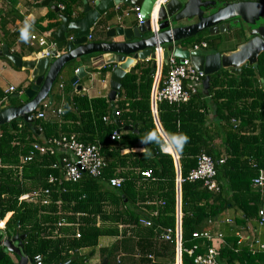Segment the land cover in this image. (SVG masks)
<instances>
[{"label": "trees", "instance_id": "1", "mask_svg": "<svg viewBox=\"0 0 264 264\" xmlns=\"http://www.w3.org/2000/svg\"><path fill=\"white\" fill-rule=\"evenodd\" d=\"M0 1L9 9L7 15L1 11L3 20L8 15L20 19L15 9L19 0ZM51 1L55 6H64V10L56 13L50 9L37 23L41 33L49 38L61 24L60 15L73 19L76 13L77 19L82 6V0ZM107 72L103 70L102 76ZM155 72L152 62H138L122 79L114 103L107 97L88 99L75 95L71 98L72 106L59 117L34 120L31 124L18 118L0 126V221L4 219L5 224L12 214L6 223L7 239L16 232L26 235L22 252L31 261L39 257L41 264H64L75 257L70 264H104L105 259V264L176 263V167L170 155L173 151L166 147L153 120L151 94ZM260 80L264 81V53L258 59L257 70L246 66L238 77L226 70L212 75L208 91H199L187 104H157L166 137L184 133L189 138L181 150H175L182 180V264H194L195 257L206 253L209 247L215 249L218 264H264V252L252 254L249 241H240L238 236L249 225L258 228L255 218L260 194L253 190L252 180L264 171V83ZM0 99L3 100L2 94ZM114 110L121 112V129L135 128L120 130L118 138L112 141L111 135L118 131L112 118ZM247 130L250 132L246 133ZM150 132L160 143L141 142ZM71 135L84 144L99 145L106 167L100 178L84 176L75 184L50 185V176H61L60 170L50 167L59 163L58 156L36 155L29 162L25 158L33 143ZM218 140L220 144L216 143ZM164 148L168 154L163 152ZM125 151L128 153L124 154ZM201 155L215 162L219 193L208 191L200 181H187ZM223 155L225 161L221 163ZM145 171L151 172L150 178L141 177L140 173ZM113 178L123 180L120 189L109 187ZM36 190L42 194L48 190L43 197L49 205L40 203L43 197L36 204L19 203L22 195ZM228 210L237 216L229 228L222 222L219 234L224 243L215 247L213 242L193 238V234L204 230L212 233L211 224ZM141 220L149 221L151 226L144 228ZM120 226L128 229L120 230ZM167 230L171 231L169 240L163 238ZM77 232L79 239L75 237ZM105 238L114 240L109 247H100L98 263L91 262V254L86 261L78 260L87 257L79 255L82 250L97 248ZM194 247L197 249L193 255L185 252ZM0 264H16L2 247Z\"/></svg>", "mask_w": 264, "mask_h": 264}, {"label": "water", "instance_id": "2", "mask_svg": "<svg viewBox=\"0 0 264 264\" xmlns=\"http://www.w3.org/2000/svg\"><path fill=\"white\" fill-rule=\"evenodd\" d=\"M156 2L157 0H93L90 2L85 0L84 7L78 10L82 18L71 20L60 15L61 24L52 35L55 46L47 49L48 57L41 56L31 61H23L11 53L6 46H3L0 56L6 57L16 68L31 70L33 85L15 97L20 102L19 106L0 109V126L9 124L18 118H22L27 124L33 123L32 115L41 103L48 99L49 105H52L51 91L56 81L67 76L71 64L82 58H89L94 64L93 68L108 70L109 93L107 99L110 103L116 101L122 79L138 62L152 61L153 69L160 70L161 54H156L157 49L163 50L164 64L172 53L178 59L190 58L195 69L205 75L203 92H207L210 87V77L222 70H226L236 77L239 76L243 67L248 66L257 70L258 59L264 53V0H231L223 2V4L218 3L221 0H169L165 6L161 5L158 11L154 12V17L151 19L150 16ZM50 3V0H44L40 5L48 7ZM124 4L139 7L144 23L132 27L112 26L111 23L104 33L105 41L93 42L92 32L98 21L107 15V18L112 19L113 16L109 12ZM51 9L59 13L57 6H51ZM231 20H233V26L242 23L240 25L243 30L242 34L248 38L235 52L227 54L220 51L204 53L175 48L177 44L204 32L209 37L223 34L230 27L226 22ZM240 27H236V29L239 30ZM165 46H169V48H165ZM86 76L85 68L79 67L69 82L74 86ZM155 88L156 81L151 94L154 124L173 151L176 167V231L179 240L181 237V170L179 158L173 147L168 144V138L158 119L154 99ZM77 91H81V87H77ZM69 107L70 101L63 108L68 110ZM114 121L118 127V133L120 130L133 131L135 128L124 127L121 129L120 122L117 119ZM135 132L137 131L135 130ZM37 134L40 135L39 132ZM164 152L167 153L165 149ZM166 234V232L163 233V235ZM25 238V235H19L18 232L11 239L1 240L0 237V247L15 255L19 259L17 264H34L35 262L29 260L22 252ZM75 259L72 257L64 264H70ZM87 259L88 257L78 258L79 261ZM176 264H181L179 246L176 249Z\"/></svg>", "mask_w": 264, "mask_h": 264}, {"label": "built area", "instance_id": "3", "mask_svg": "<svg viewBox=\"0 0 264 264\" xmlns=\"http://www.w3.org/2000/svg\"><path fill=\"white\" fill-rule=\"evenodd\" d=\"M168 2L169 0H157L150 18L153 19L154 12L158 11L161 5L165 6ZM57 7L60 11L64 10V6L62 5ZM129 13L134 14L139 25L144 23L139 7H132ZM30 39L33 45L35 44L38 48L43 50V57H48L47 49L55 46V43H49L48 34L32 36ZM201 48L206 49L207 44H194L190 51H199ZM155 52L157 55L158 53L161 54L160 70H156L155 72V75L157 76L156 88L154 91L156 106L158 103L162 102L168 103L169 105H175L177 107L189 103L191 99L202 90L203 82L205 80L204 73L195 69L190 61V58L178 59L172 53L168 56L166 64H164L162 58L163 50L157 49ZM157 61L159 63L158 59ZM13 92H15V88L10 87L6 94H11ZM41 106H43V111L36 110L37 113L33 115L35 120L46 119V111L49 110L50 107L43 103L39 105V108ZM51 113L61 116L64 113V109L59 108L55 111H52ZM120 114V111L114 110L112 113L114 120L118 119ZM103 120L107 121V118H104ZM233 124L236 125L237 123L233 121ZM118 135L119 134L114 131L110 139L113 141L118 138ZM56 154L60 155V163L53 165L52 169L60 170L61 176L60 178L50 176L48 179V183L50 185L58 184L60 186L63 183L75 184L82 180L84 176L100 178L106 167V162L101 153V147L99 145L84 144L80 142L74 135L69 137L61 136L44 144H32L29 155L25 158V162H29L36 155L52 156ZM221 163H223V161H221ZM60 166L61 168H59ZM140 175L143 178H150L151 172H141ZM216 175L215 162L210 157L201 155L197 159L196 168L189 173L187 181H200L208 191L212 193H219L220 186L216 180ZM181 182L182 180H180V184ZM108 183L110 188L120 189L123 180L113 178L109 180ZM252 187L260 194L257 224L258 226L262 227L264 226V171H259L258 175L252 180ZM41 192L42 191H33L31 193L24 194L19 198V203L26 201L36 204L40 200L38 198L48 194V190L43 191V194ZM43 198L44 200L40 201V203L45 206L49 205V201L45 197ZM140 224L144 227L151 226V223L146 220H141ZM0 229H4V224ZM165 232L167 234L163 235V238L169 240L171 231L167 230ZM75 237L76 239H79L80 234L77 232ZM181 237L178 240L177 233L175 231L176 246L180 247L182 254ZM193 238L202 239L209 243L213 241V234L209 233L207 230H204L203 232L193 234ZM217 239L221 242V244L224 243L221 234H217ZM196 249L197 248L194 247L192 250L185 252L191 256ZM249 249L252 254H257L264 252V245L261 244L257 239H252L251 241L249 240ZM33 261L35 262L34 264H41V259L39 257H35ZM194 264H218L216 261L215 249L213 247H209L206 253L195 257Z\"/></svg>", "mask_w": 264, "mask_h": 264}, {"label": "crops", "instance_id": "4", "mask_svg": "<svg viewBox=\"0 0 264 264\" xmlns=\"http://www.w3.org/2000/svg\"><path fill=\"white\" fill-rule=\"evenodd\" d=\"M43 1L42 0L41 1L19 0L15 9L18 12L20 19L9 18V15H8V17H6V21L2 19L5 16L1 15V11L2 12L4 11V14H6L9 11V9L5 5V3L0 1V50L3 46H6L11 53L18 56L23 61H31V60L37 59L42 56L43 50L39 49L37 45L35 44L33 45L31 42V39H29L27 43L19 39V30L20 28L23 27L24 21L27 19L30 23H33V26H34L33 31L30 35V38L32 36H41L43 34L39 30L37 23L39 22V20L43 19L48 14L49 10L51 9V6H55V4L50 0L51 1L50 6L42 7L40 3H42ZM84 1L85 0H82V6L79 7V9L84 7L83 5ZM90 1H93V0H89V2ZM132 7L134 6L126 5V4L121 5L120 7L115 8L114 10L109 12V14L113 16L112 19H109V17L107 18L108 15L106 17L101 18L100 21H98L97 25L94 27V30L92 32V41L93 42L105 41L104 33L106 29L111 25V23H112V26L122 25L124 27H132L134 25H138V22L134 14L129 13ZM72 18L73 19L71 20H78L82 18V15H80L77 19H75L76 13H74L72 15ZM12 20L15 22H13ZM4 21L6 23L5 26L3 25ZM232 24H233V21H231V23L228 24L230 26L229 30L223 34H218L214 37H209L207 33L204 32L202 34L197 35L196 37L192 39H189V40H186L184 42L177 44L175 48H180L183 50L190 51L191 47L194 44L205 43L207 44V48L206 49L201 48L199 51L204 52V53H209V52L216 53L220 51L221 53H225V54L235 52L240 45H242L243 43L247 41L248 38H246L247 37L246 35L242 34L243 30L240 27L242 23L238 24L239 26L238 25L233 26ZM236 27H240V29L237 30ZM48 41L49 43H54V40L52 38H49ZM217 44H219L220 46ZM93 66L94 64L92 61H90L89 58H82L72 63L67 73V76L61 79H58L59 84L56 87V90L54 91V93L51 91V94L53 95L52 106H56L57 108L64 109L63 107L66 105L68 101H70V107H71L72 106L71 98L75 95H81V96L84 95V96H87L88 99L107 97L109 93V73H107V75L103 77L101 74L103 70H100L98 68H93ZM79 67L85 68L87 76L83 78L82 80H79L74 86H72L69 81L75 74L76 69ZM134 67L135 66L131 67V70ZM31 79H32L31 70L16 68L6 57L0 56V95L2 94L3 96V100L1 101L0 99V109L8 107V106H11V107L19 106L20 102L15 97L18 96L19 93L25 91V89L33 85V82ZM260 83L263 85L264 81L260 80ZM10 87H14L15 92L11 94H6V92L8 91ZM77 87H81V91H77ZM10 98L14 100V102L12 101L13 103L9 100ZM13 104H16V105H13ZM43 104H47L49 106L50 104L49 100L47 99L45 102H43ZM42 107L43 106L39 108V111H43ZM54 116L55 115L51 114V110L46 111V119L53 118ZM209 116L211 119H213L214 117L212 113H210ZM248 132H250V130L246 131V133ZM50 140L52 139L44 140L43 142L38 143V144H44ZM216 143L220 144L219 140ZM165 144L167 147H169L166 142ZM219 151L221 152V154H223L224 152L223 147H221ZM133 152L141 153L143 152V150H133ZM126 153H128V151L124 152V154ZM170 155L173 157L172 154ZM54 156H58V159L60 160L59 154H56ZM221 157L224 158V155ZM221 161H223L224 163L225 158L222 159ZM52 166L50 167L52 168ZM236 216L237 214H235L233 210H228L221 217L219 221L213 222L211 224L212 229H213L212 231L213 241L212 242L215 247H218L221 245L220 244L221 242L217 239V234H219L221 225L224 223V226L229 228L230 225L233 224V219H235ZM257 219H258V216L255 218V223H257ZM99 224L100 222L98 220L97 226H99ZM255 227H252L249 225L246 229H242L241 232L238 234L240 241L248 242L249 240L251 241L252 239H257L261 244L264 245V226L262 227L258 226V228L257 227L255 228ZM126 228L127 227H123V226L119 227L120 230L126 229ZM113 240L112 239L106 240L105 247H109V245L113 243ZM99 260H100V255L97 257L94 263H98ZM181 264H182V254H181Z\"/></svg>", "mask_w": 264, "mask_h": 264}, {"label": "clouds", "instance_id": "5", "mask_svg": "<svg viewBox=\"0 0 264 264\" xmlns=\"http://www.w3.org/2000/svg\"><path fill=\"white\" fill-rule=\"evenodd\" d=\"M33 23H30L27 19L24 21V24H23V27L22 28H20V30H19V39L21 40V41H23V42H25V43H27L28 41H29V39H30V35H31V33H32V31H33ZM146 62H152V61H146ZM156 71V70H155ZM154 86V85H153ZM153 89V88H152ZM46 101V100H45ZM44 101V102H45ZM49 107L51 108L52 107V105L50 106L49 105ZM37 110H39V107H38V109ZM50 110V109H49ZM52 111H55V110H51V112ZM37 112L35 111L34 113H33V115L34 114H36ZM52 114V113H51ZM33 115H32V117H33ZM52 115H55V116H57L56 114H52ZM57 117H59V116H57ZM33 120H35L34 118H33ZM46 120V119H45ZM118 120V119H117ZM40 133V132H39ZM188 137H187V135L186 134H184V133H173V134H170L169 135V137H168V144L170 145V146H172L173 147V149L174 150H181L182 148H183V146L188 142ZM141 142L143 143V144H145V145H147V144H149V143H152V142H156V143H160V141H159V139H158V137L157 136H155L153 133H147L144 137H143V139H141ZM163 152H164V149H163ZM165 153V152H164ZM4 220V219H3ZM2 220V221H3ZM2 221H0V222H2ZM1 230V229H0ZM2 232V231H1ZM1 237V240H4V239H7V237L6 238H4V239H2V236H0ZM3 248V247H2ZM5 249V248H4ZM6 250V249H5ZM8 253V252H7ZM33 261V260H32ZM30 264V263H29Z\"/></svg>", "mask_w": 264, "mask_h": 264}, {"label": "rangeland", "instance_id": "6", "mask_svg": "<svg viewBox=\"0 0 264 264\" xmlns=\"http://www.w3.org/2000/svg\"><path fill=\"white\" fill-rule=\"evenodd\" d=\"M227 1H229V0H221V2H218V3H221V4H223V2H227ZM219 7H220V5H219ZM231 21H233V20H231ZM231 21H229V22H226V23H231ZM165 48H169V46H165ZM39 49H41V48H39ZM156 75H155V78H154V82H153V85H154V83H155V81H156ZM11 102L13 101L14 102V100L13 99H9ZM12 102V103H13ZM13 105H16V104H13ZM167 147V146H166ZM11 216H12V214H10L9 215V217L7 218V221L11 218ZM6 221V222H7ZM100 225V224H99ZM76 229V228H75ZM124 230V229H123ZM0 236H2V239H4V238H6L7 237V234L6 233H2L1 232V230H0ZM106 240H109V239H101L100 241H99V245H98V247L97 248H94V249H92V250H82L80 253H79V255L80 256H87L88 257V255H90L91 257H90V260H91V262L92 263H94L95 261H96V259H97V257L99 256V247H102V246H105V241ZM93 252V253H92ZM13 260H16L17 259V257L15 256V255H13V254H11V253H7ZM93 255V256H92ZM96 257V258H95ZM176 264V263H175Z\"/></svg>", "mask_w": 264, "mask_h": 264}, {"label": "flooded vegetation", "instance_id": "7", "mask_svg": "<svg viewBox=\"0 0 264 264\" xmlns=\"http://www.w3.org/2000/svg\"><path fill=\"white\" fill-rule=\"evenodd\" d=\"M7 223V222H6ZM6 223L4 224V229L3 230H1L2 231V233H5V231H6ZM19 233V232H18ZM19 235H24V234H19ZM26 236V235H25ZM26 239V238H25ZM24 242V241H23ZM7 252V251H6ZM27 257V256H26ZM29 259V258H28ZM30 260V259H29ZM19 261V259L17 258L16 260H15V262H16V264H17V262Z\"/></svg>", "mask_w": 264, "mask_h": 264}, {"label": "bare ground", "instance_id": "8", "mask_svg": "<svg viewBox=\"0 0 264 264\" xmlns=\"http://www.w3.org/2000/svg\"><path fill=\"white\" fill-rule=\"evenodd\" d=\"M3 226V222L2 223H0V228Z\"/></svg>", "mask_w": 264, "mask_h": 264}]
</instances>
